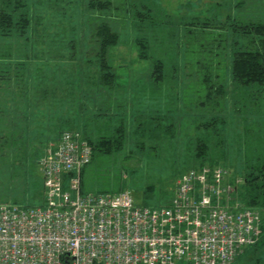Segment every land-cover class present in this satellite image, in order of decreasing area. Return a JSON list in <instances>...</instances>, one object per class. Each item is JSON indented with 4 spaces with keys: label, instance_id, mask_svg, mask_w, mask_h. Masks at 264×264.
Returning <instances> with one entry per match:
<instances>
[{
    "label": "trees",
    "instance_id": "1",
    "mask_svg": "<svg viewBox=\"0 0 264 264\" xmlns=\"http://www.w3.org/2000/svg\"><path fill=\"white\" fill-rule=\"evenodd\" d=\"M123 1H54L50 10H53L51 15L57 19V31L51 35V46H56L57 49L53 51L56 54L45 55L42 53L45 52L47 40L40 25L42 19L48 16L36 14L30 0H0V130L3 135L6 133V137L9 136L5 143L8 147L13 142L14 145L20 143L17 148L22 150L30 147L31 142L48 144L58 139L64 131H80L93 148L92 160L82 173L84 192H91L85 190V175L89 166L95 161L103 165L107 157L118 153L124 147L129 133L133 132L129 128L130 124L139 132H150V136L155 137L157 142L159 134L166 140L169 139V143L181 142V138L176 141L173 135V125L164 123L168 117L169 101L167 97L164 98L156 92L160 90L159 87L162 90V84L167 82L166 73H169L163 60L157 59L154 63L149 77L151 84L147 86L148 92L132 87L136 95L132 98L134 107H130L129 100L121 93L122 85L109 61V50L120 42L121 24L126 25L127 29L131 23L146 33L161 28V23L149 5L139 4L137 9H133ZM238 4L241 7L246 5L242 1ZM72 7L77 8V15L69 13ZM193 19L187 25L202 31H220L218 47L222 49L223 44L225 47L222 49L223 54L221 50L214 54L218 57L214 67L209 65V69L194 72L195 83L204 90L198 105L208 110V118L196 122L194 133L185 137V156L190 159L189 163L194 168L208 165L229 169L238 162V169H235V175L233 171L234 177L231 180L234 184L235 181L239 182L235 184L237 198L243 207L258 211L262 218V234L259 240L248 247L239 258L251 260L250 264H264V21L228 17L223 25L202 22L199 16ZM79 30L82 32L79 33ZM144 35L140 42L136 40L142 58H146L151 47L153 48L151 36ZM228 35L231 38L238 35L242 41L232 39L230 43ZM225 40L226 43H223ZM68 44L70 49L67 48ZM17 45L23 48L17 51ZM219 54L224 56L221 58ZM64 60H80V64H84L80 65L78 71L83 77L79 84L84 87V103L76 95L74 80L61 75L59 77L60 65L57 62ZM199 67L202 68V65ZM46 68L49 70L45 74ZM228 77L231 83L227 81ZM166 88L169 89L167 86ZM38 90L44 92L43 98L47 100V105L41 111L38 108L31 120L28 108L23 106V102L26 99L31 104L35 100L32 91ZM229 96H237L230 112L227 110ZM22 106L23 109L19 111ZM165 106L166 110H163ZM11 107L16 112H12ZM253 113L263 117L260 122L262 126L251 123L249 119L255 116H252ZM194 114L203 115L199 112ZM236 114L244 119V133L240 135L231 133L229 129L230 117H236ZM17 115L25 122L17 121ZM32 123L35 127L29 130ZM140 142L144 147L145 141ZM232 148L236 149L234 151L238 159H233ZM41 150L44 151V148ZM174 154L177 159L178 153ZM6 167L2 170L4 179L10 166ZM37 180L38 183L35 184H39L41 194L38 198L41 204L43 180ZM126 187L124 184L114 191L98 192H119ZM154 190L153 184L144 186L142 204L149 205L145 199H149Z\"/></svg>",
    "mask_w": 264,
    "mask_h": 264
},
{
    "label": "built area",
    "instance_id": "2",
    "mask_svg": "<svg viewBox=\"0 0 264 264\" xmlns=\"http://www.w3.org/2000/svg\"><path fill=\"white\" fill-rule=\"evenodd\" d=\"M43 152L42 203H0V264H233L262 234L225 168L187 170L172 198L152 206L129 189L82 190L93 148L80 131Z\"/></svg>",
    "mask_w": 264,
    "mask_h": 264
},
{
    "label": "rangeland",
    "instance_id": "3",
    "mask_svg": "<svg viewBox=\"0 0 264 264\" xmlns=\"http://www.w3.org/2000/svg\"><path fill=\"white\" fill-rule=\"evenodd\" d=\"M54 1L56 0H30L33 11L36 14L43 17L48 16L46 19H42V25H40L41 29H44V36L46 35L45 39L47 40L45 52L42 53L45 55H48L47 53L49 55L56 54L53 51L57 49L56 46H51L53 40L51 35H54L57 31L55 25L57 19L51 15L53 10H50ZM240 1L245 2L246 5L243 4L241 7L238 4ZM123 2L133 9H137L139 4L149 5L153 9L155 17L161 23V28H155L146 33L142 29H137L131 23L127 29L126 25L122 26L123 24H121L120 42L109 50V61L122 85L121 93L125 94L126 100H129L130 107L133 106L132 98L136 95L132 87L142 92H148L149 88L147 86L151 84L149 77L154 69V63L157 59L163 60L169 73H166L167 82L162 84V90L159 87L160 90L156 92L162 94L164 98L167 97L169 101L167 104L169 105L168 117L164 123L173 125V135L176 141L181 138V142L178 144L175 141L169 143V139L166 140L161 134H159L160 137L157 142L155 137L150 136V132H139L130 124L129 128L133 132L132 134L129 133L128 142L125 143L124 147L118 153L107 157L103 165L95 161L89 166L85 175V190L91 192L114 191L119 189L120 185L125 184L127 185L126 189L132 192L136 202L142 203L144 186L153 184L155 190L152 196L149 199H145V201L149 205L157 203L162 205L172 198L176 180L187 170L194 168L189 163L190 159L185 156L186 152L183 147L185 137L194 133L196 122L198 123L202 118L204 121L208 118V110L198 105L204 90L195 83L194 72L209 69V65L214 67V62L218 58L214 54L220 53L219 50L223 54L224 50L222 51V49L225 47V44H223L222 49L218 47L220 43L218 34L220 31L217 29L202 31L197 27L187 25V23L194 21L193 18L196 16H199L202 22L209 21L223 25L228 17L264 21V0H124ZM74 9L73 7L70 8L69 13L77 15L75 12L77 8ZM81 32L79 30V33ZM144 34H149L151 41H153V48L151 47V52L146 58L140 56L139 46L136 43V40L141 41L145 36ZM227 39L230 43L232 39L233 41L241 40L238 35H235L234 38L228 35ZM223 43H226V40ZM15 48L18 51L23 47L17 45ZM67 48L70 49L69 44ZM228 53L230 58V47L228 48ZM222 54H219L221 58L224 56ZM76 56L78 57V54ZM57 64L58 66L60 65L59 77L61 75V77L74 80L77 90L76 95L80 97V102L84 103V87H80L81 85L79 84L80 79L83 77L78 72L80 65L84 66V64H80V60L75 62H65L64 60L63 62H57ZM200 64L202 68L199 67ZM48 70L46 68L45 74ZM227 81L231 83L229 77ZM41 90L32 91L35 100L31 104L24 99L23 106L26 105V108L29 109H27V112L31 120L38 108L41 111L42 107L47 105V100L43 98L44 92ZM61 90L62 87L60 86V94ZM139 90L136 91L139 92ZM228 100L227 105L229 108L227 110L230 112L233 110L232 107L237 100V96H229ZM23 106L19 108V111L23 109ZM10 110L16 112L13 107ZM163 110H166V106ZM196 112L203 115H195L194 113ZM253 115L255 114L253 113ZM234 116L230 117V132L238 135L243 134L244 119L238 114H236V117ZM262 118L256 114L249 120L251 123L254 122L256 125H260ZM39 126L41 128V125ZM34 127L32 123L31 127L29 126V130ZM147 127L149 128L150 126ZM5 134L3 135L0 130V203L38 205L40 202L38 196L41 193H39V184L35 183H38L37 179H42L39 159L42 155L41 145L45 146L47 143H36L34 147L30 146L27 149L18 150L17 145L20 143H15L14 145L11 140L10 142L13 143L8 147L5 141L9 139V136L6 137ZM140 141H145L144 147L141 146ZM234 150L236 149L232 148V157L233 159H238ZM175 152L178 153L177 159L174 156ZM6 163L10 168L6 170L7 174L4 179V171L2 170L6 167ZM235 163L237 164L229 169L223 166L215 167L227 169L229 171V179L232 180L235 175V169H238V162L236 161ZM235 184H239V182L235 181ZM251 257L254 259L253 256ZM250 261L241 257L233 264H250Z\"/></svg>",
    "mask_w": 264,
    "mask_h": 264
},
{
    "label": "crops",
    "instance_id": "4",
    "mask_svg": "<svg viewBox=\"0 0 264 264\" xmlns=\"http://www.w3.org/2000/svg\"><path fill=\"white\" fill-rule=\"evenodd\" d=\"M14 110L16 111L15 108H14ZM16 117H17V118H16L17 121L21 120L22 123L25 122L23 119H20V116L17 115ZM36 143H38V142H31L30 146L32 145L31 147H34V146L36 145ZM45 146H46V145H45ZM45 146H42V145H41V149H43ZM42 151H43V150H42ZM42 151H41V153H42Z\"/></svg>",
    "mask_w": 264,
    "mask_h": 264
}]
</instances>
